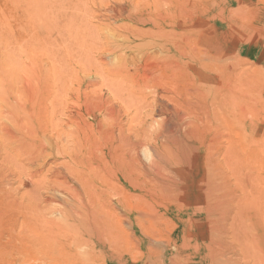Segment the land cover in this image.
Returning <instances> with one entry per match:
<instances>
[{
	"label": "rangeland",
	"instance_id": "1",
	"mask_svg": "<svg viewBox=\"0 0 264 264\" xmlns=\"http://www.w3.org/2000/svg\"><path fill=\"white\" fill-rule=\"evenodd\" d=\"M31 7L28 0L0 2L6 23V37L1 40L5 65L0 76L5 90L33 87L38 82L44 85L36 74L33 78L38 62L45 59L34 56L29 43L26 14ZM51 10L50 98L27 104V113L26 104L19 111L21 102L0 101V146L5 147L4 153L0 149V176L6 188L0 198L7 199H0L5 207H0V264H222L224 259L223 264H264V211L260 209L264 208V0H51ZM165 36L198 40L197 48L212 44L213 48L207 46L212 52L210 74L216 78L222 71L228 98L243 104L248 163L241 181L228 177L227 187L237 192V199L235 195L225 200L227 211L219 201L220 192L214 199L208 196L211 183L202 168L197 171L193 164L188 171L184 165L159 162L165 165L161 167L155 161L153 138H161L169 120L181 132H203L208 118L215 116L205 129L209 141L227 140L235 128L226 123V110L218 108L217 102L197 107L194 90L202 82L189 79L183 68L174 67L170 76L163 72L157 58L159 43L149 48L145 40ZM163 89L170 93L165 103L171 110L149 117L147 106ZM137 100L142 105H136ZM150 118L155 122L150 124ZM21 120L26 127L16 126ZM119 127L131 137L132 153L143 164L130 171L128 178L124 174L115 177L110 163L103 162L107 146L99 128L116 135ZM141 129L145 138L140 137ZM80 177H86L85 181L80 182ZM60 179H67L72 188ZM26 187L37 197L26 192ZM11 201L19 208L40 204L43 221L51 224L46 237H37L36 231L34 239L29 236L32 229L23 224V214L15 204L11 207Z\"/></svg>",
	"mask_w": 264,
	"mask_h": 264
},
{
	"label": "bare ground",
	"instance_id": "2",
	"mask_svg": "<svg viewBox=\"0 0 264 264\" xmlns=\"http://www.w3.org/2000/svg\"><path fill=\"white\" fill-rule=\"evenodd\" d=\"M29 2H32V7L31 10L26 14L27 16V26L28 28H30V32H29V40H30V46L33 50V54L34 56H39L44 58L45 61L43 62H38V66L36 67V70L34 71V76L33 78L35 79V74L37 75V79H39V81L42 79L43 84H38L34 85L33 87L30 86L28 88H10L9 90H5L6 88L0 86V101H9V98L14 99L15 100V104L16 101L19 103L21 102L20 106H17L19 108H17L19 111L23 110L22 104L23 106L26 104H32V103H36V102H42V101H46L50 98L51 93H52V88H51V67H50V56H51V50H52V10H51V0H28ZM0 2H2V0H0ZM2 20H4L1 17L0 14V76L2 75V70H3V65H5V58L2 56L3 55V50L1 49V40L5 39V31H6V23L2 22ZM181 37L180 38H172V36H165V37H154L151 38V40H145V44L148 43L149 44V48L156 46L157 43L158 44V51L159 54L157 56L160 57L161 61H162V70L163 72L170 76L172 75L176 69H174V67H179V68H183V73L192 81H194L195 83H197V81H199L202 84V87L200 86V88H196L194 90V95H196L197 98V107H199V104L206 106L210 103L213 104L215 102H217V104L219 105L218 108L221 109H225L226 110V115H224L225 121L226 123H230L232 125H235V128L233 130V132H231V136L229 138H227V140H221L220 138L215 139L214 141H209V138L206 136V130L205 129H209V126L212 125L213 121L212 117L215 116H211L208 118L207 122L205 123V125L203 126V132L195 129V131L193 130H188L186 132H181L179 130V128L177 127V125L175 123H172L170 120L168 122H170V125H168V127L164 130L161 138L157 139V138H153V141L155 142V145L153 146L154 150H155V155H156V163L157 165L159 164V162L164 163L165 165H173V166H186L187 170H189V168L193 167V164H195L196 170L198 171V169H203L205 171V176L207 177V180L211 183V188L210 191L208 193V196L213 195V199L215 198V196L218 195L219 201L223 202L222 206H223V210L227 211L226 207H225V200H228L227 198L231 197V196H235L237 194V192L235 190H232V188H228L227 187V181L229 180V175L233 176L237 181H241L244 175V171H245V167L248 163L247 158L245 156L246 151H245V133H244V115H243V104L241 103V101H237V102H232L228 96L227 93H225L224 91V74L222 71L217 72L216 74V78L215 76L213 77L210 72H211V68H210V64H211V60H212V52L210 51V49L207 47L209 46L210 48H213V45L210 43H206V46L197 48V44L198 40H194L191 38H186L183 39L181 41ZM162 41V42H161ZM223 47V46H222ZM216 50H218L216 48ZM114 55V54H112ZM38 58V59H39ZM2 61V64H1ZM161 70V69H160ZM198 82V84H200ZM213 83V84H211ZM196 84V85H198ZM199 86V85H198ZM197 86V87H198ZM114 91V87L112 85L111 87V92ZM214 93L218 94L217 96L214 95ZM170 97V93L168 90L163 89L162 93L160 95H158V92H156L154 94L153 100L152 102L149 104V106H147V110H148V114L149 117H153V114H165L168 113L171 109L168 106V103H165V99L167 100V98ZM199 99V102H198ZM147 101V98H146ZM13 103V101H10ZM9 102V103H10ZM17 103V104H18ZM16 104V105H17ZM15 105V106H16ZM19 105V104H18ZM136 105L140 106L142 105L141 102H139L137 100ZM10 107V106H9ZM28 107V106H27ZM14 108V107H13ZM22 108V109H20ZM26 108V107H25ZM37 108V107H36ZM12 109V108H10ZM16 109V107H15ZM26 113L29 111V107L26 108ZM13 110H11L10 113H12ZM208 113H210V109L207 108ZM14 113H18V112H14ZM13 113V114H14ZM26 113L22 114L23 116L26 115ZM11 114V115H13ZM41 115V114H40ZM17 116L14 114V118H16ZM22 117V116H21ZM20 117V118H21ZM13 118V120H14ZM23 118V117H22ZM18 120V118L16 119ZM12 122V121H11ZM150 124H152L153 122H155L152 118L149 119ZM22 120L18 121V123H16L18 127L23 126L26 127V121H24V123L21 125ZM13 124V123H12ZM21 125V126H20ZM14 127V124L12 126V128ZM6 131V127H4ZM11 128V129H12ZM16 128V127H15ZM22 128V127H21ZM84 128V127H83ZM82 128V129H83ZM2 128H0L1 130ZM104 128H99V134H103V136L106 138V146H107V152L105 155V158L103 159V162L105 163V161L110 163V170H112V173L115 177L118 176L119 177H124L123 174L127 175V178L129 177V173L130 171L132 172L133 169L135 171V169H139V167L137 166H141L143 164H141V162H139V160L136 159V157L133 155L132 153V146H133V142L131 140V137L125 133L124 129L122 127H119V130L117 132L116 135H113V132H111L110 134L104 129ZM3 130V129H2ZM8 130V129H7ZM21 130V129H20ZM80 130V128H79ZM86 130V129H85ZM3 131V132H4ZM84 131V130H83ZM7 132V131H6ZM78 132V131H77ZM5 133V132H4ZM12 133V132H11ZM11 133H8L9 135ZM84 133V132H82ZM7 134V133H5ZM15 134V133H14ZM11 137L14 135H10ZM79 136V135H78ZM77 136V137H78ZM86 136V135H84ZM146 133L143 129H141V133H140V137L141 138H145ZM16 137V135H15ZM74 138V136H73ZM76 138V137H75ZM80 139V138H79ZM82 139V138H81ZM84 140V139H82ZM81 140V141H82ZM77 141V140H76ZM87 141V140H86ZM80 142V141H79ZM84 146V145H83ZM1 147V146H0ZM5 147H1V151L3 152ZM80 148V147H79ZM17 151V150H16ZM6 152V151H5ZM4 153V152H3ZM104 153V152H103ZM8 155V154H7ZM5 155V156H7ZM1 156V155H0ZM4 156H2L3 158ZM8 157V156H7ZM1 158V159H2ZM6 160V158H4ZM3 160V159H2ZM4 160V161H5ZM65 160V159H64ZM63 160V163H65V160ZM106 162V163H107ZM61 163V162H60ZM68 163V161L66 162ZM108 163V164H109ZM141 164V165H140ZM164 164H162L163 166H165ZM155 165V163L153 164ZM161 165V163L159 164V166ZM161 165V167H163ZM58 166V164H57ZM145 166V165H144ZM143 167V166H141ZM140 167V168H141ZM155 166H153L154 168ZM145 168V167H144ZM143 168V169H144ZM60 169V168H59ZM56 169V170H59ZM109 169V168H108ZM157 169V166L156 168ZM159 169V168H158ZM168 169V168H167ZM170 169V168H169ZM37 170V169H36ZM35 170V172H36ZM62 170V169H60ZM67 170V169H66ZM146 170V168H145ZM154 170V169H153ZM109 171V170H108ZM133 171V172H134ZM138 170H136L137 172ZM143 171V170H142ZM150 171V170H149ZM148 171V172H149ZM34 172V173H35ZM56 173V171H54ZM61 172V171H60ZM67 172V171H66ZM144 173H147V171H143ZM156 172V171H155ZM159 172V170H158ZM37 173V172H36ZM35 173V174H36ZM40 173V172H38ZM65 173V171H64ZM121 173V176H120ZM139 173V171H138ZM137 173V174H138ZM142 173V172H141ZM140 173V174H141ZM151 173V171H150ZM149 173V174H150ZM153 173V171H152ZM182 173V172H180ZM17 174V173H16ZM15 174V175H16ZM33 174V172H32ZM32 174L31 177H32ZM60 174V173H57ZM68 173H66L67 175ZM134 174V173H133ZM136 174V175H137ZM140 174L138 175L140 177ZM148 174V173H147ZM157 174V172H156ZM159 174V173H158ZM155 175V177L158 176ZM170 174V172H169ZM172 174V173H171ZM170 174V175H171ZM13 175V174H12ZM20 175V174H19ZM64 175L61 172V176ZM70 175V174H68ZM86 175V174H85ZM85 175H81V176H85ZM131 175V173H130ZM146 175V174H145ZM173 175V174H172ZM176 175V174H175ZM251 175V174H250ZM255 175V174H254ZM11 177V174L9 175ZM38 174H36V178H37ZM151 176V175H150ZM249 176V175H248ZM7 177V176H5ZM19 177V176H18ZM54 177V176H53ZM65 177V175L63 176ZM79 177V176H78ZM136 177V176H135ZM133 176V179H137V177L135 178ZM154 177V178H155ZM161 177V176H160ZM180 177V176H179ZM253 177V176H252ZM257 177V176H256ZM3 175L0 176V194L6 193L4 192L3 188ZM9 178V177H7ZM6 178V179H7ZM13 178V177H12ZM15 178V177H14ZM33 177V179H36ZM60 175H58V177L56 179H59ZM86 178V177H85ZM85 178L83 177V179L80 177L78 180L80 182L85 181ZM151 178L153 179V177L151 176ZM158 178V177H157ZM157 178H155L157 180ZM22 178H18V180ZM31 179V178H29ZM33 179H31L33 181ZM39 178H37L38 180ZM120 179V178H119ZM142 179H144V177H142ZM151 179V180H152ZM153 179V180H155ZM173 179V178H171ZM170 179V180H171ZM175 179V178H174ZM255 179V178H254ZM9 180V179H7ZM28 180V179H27ZM30 180V181H31ZM125 180V178H124ZM132 180V179H131ZM146 181L148 180L147 178L145 179ZM179 180V179H178ZM6 181V180H5ZM12 181V180H11ZM24 181V179H23ZM39 181H41L39 179ZM145 181V182H146ZM162 180L160 179V182ZM174 181V180H172ZM171 181V182H172ZM191 181V180H190ZM189 181V182H190ZM29 182V180H28ZM35 182V181H34ZM61 184L63 185H67L68 181L67 179H60ZM126 182V181H125ZM129 182V181H128ZM136 182V181H135ZM143 181H141L140 183H142ZM152 182V181H151ZM150 182V183H151ZM158 182V183H160ZM177 182V181H176ZM257 182V181H256ZM8 183V182H5ZM9 183H11L9 181ZM38 183V182H37ZM87 183V181H86ZM139 183V185H140ZM148 183V182H147ZM201 183V182H200ZM204 183V182H203ZM207 183V182H206ZM209 183V185H210ZM24 184V183H23ZM22 184V185H23ZM32 184V183H31ZM70 184L71 188L72 185ZM130 184V183H129ZM132 184V183H131ZM144 184V183H143ZM162 184V183H161ZM172 184V183H171ZM182 184V183H181ZM180 184V185H181ZM198 185V183H196ZM28 185V183H27ZM25 185V186H27ZM127 185V184H126ZM148 185V184H147ZM179 185V183H178ZM179 185V186H180ZM206 185V184H205ZM238 185V184H237ZM7 186V184H6ZM35 186V185H34ZM32 187L35 188V187ZM68 186V185H67ZM135 186V185H133ZM138 186V185H137ZM150 186V185H149ZM173 186V185H172ZM175 186H177V184H175ZM37 187L39 188V185L37 184ZM41 187V186H40ZM66 187V186H64ZM136 187V186H135ZM144 187V186H143ZM142 187V188H143ZM146 187V186H145ZM196 187V186H195ZM208 187V186H207ZM8 188V187H7ZM12 188V187H11ZM27 188V187H26ZM30 188V186H29ZM59 188V187H57ZM63 188V187H62ZM69 189H71L70 187H68ZM68 188L66 189L67 192L69 191ZM208 188V189H209ZM15 190V188H13ZM25 189V188H24ZM61 188H59L60 190ZM146 189V188H145ZM144 189V190H145ZM150 189V187H149ZM147 188L146 191L149 190ZM162 189V187H161ZM164 189V188H163ZM166 189V186H165ZM164 189V190H165ZM172 189V188H171ZM170 189V190H171ZM240 189H242V187H240ZM9 190V188H8ZM18 190V189H17ZM35 189H33L34 191ZM54 190V189H52ZM58 189H55L54 191H56ZM175 190V189H174ZM7 191V190H6ZM13 191V190H12ZM12 191H9L11 193H13ZM19 191V190H18ZM29 191L28 188L26 190V192ZM33 191H29L31 193V195H33ZM65 191V190H64ZM165 191H169V190H165ZM164 191V192H165ZM176 191V190H175ZM179 191V190H178ZM183 191V190H182ZM239 191V190H238ZM20 192V191H19ZM18 192V193H19ZM25 192V191H24ZM38 192V191H37ZM140 192V191H139ZM162 193H164L163 191H161ZM240 192V191H239ZM10 193V194H11ZM16 193V192H15ZM145 193V192H144ZM172 193V192H171ZM177 193V192H175ZM179 193V192H178ZM192 193V192H191ZM201 193V191L199 192ZM14 194V193H13ZM13 194H11L13 196ZM39 194V192H38ZM54 194V192H53ZM243 194V193H242ZM7 195V194H6ZM4 195V197L6 196ZM24 195V194H22ZM3 197V195H1ZM11 196V197H12ZM15 196V194H14ZM16 196L18 197V194H16ZM29 197V195H26ZM34 196V195H33ZM39 196V195H38ZM182 196V195H180ZM186 196V195H185ZM195 196V195H194ZM201 196V195H200ZM206 196V195H205ZM240 195H238L239 198ZM243 196V195H241ZM0 198L3 200V198ZM16 197V198H17ZM20 197V196H19ZM37 197V194L34 196ZM247 197V196H245ZM15 198V200H16ZM27 198V197H26ZM39 198H41V195L39 196ZM43 198V197H42ZM195 198V197H194ZM243 198V197H242ZM253 198V197H252ZM5 199V198H4ZM12 199V198H10ZM18 199V198H17ZM30 199H33L30 198ZM35 200H39L38 198H34ZM33 199V200H34ZM48 199V198H47ZM52 199V196H51ZM178 199V198H177ZM209 199V198H208ZM237 199V195L236 198ZM233 199V201L235 200ZM241 200V198H239ZM249 199V198H248ZM13 200V199H12ZM19 200H21L19 198ZM27 201L29 200L28 198L26 199ZM41 200V199H40ZM179 200V199H178ZM203 200V199H202ZM210 200V199H209ZM1 201V200H0ZM4 202L7 201L3 200ZM29 203H32L31 200H29ZM42 201V200H41ZM46 201V200H45ZM44 201V202H45ZM200 201V200H199ZM198 201V202H199ZM208 201V200H207ZM2 202V203H4ZM12 202V201H11ZM14 202V201H13ZM12 202V208H13V204H15L16 207H18V205H16L17 203H20L21 201L16 200L15 203ZM23 202V201H22ZM38 202V201H36ZM196 202V201H195ZM213 202V201H211ZM236 202V201H234ZM250 201H248L249 204ZM252 202V201H251ZM250 202V203H251ZM257 202V199H256ZM259 202V201H258ZM257 202V203H258ZM7 203V202H6ZM10 203V200H9ZM24 203V202H23ZM20 203V204H23ZM203 203V202H202ZM210 203V202H209ZM239 203V202H237ZM256 203V204H257ZM19 204V205H20ZM26 204V203H25ZM208 204V203H207ZM215 204V203H214ZM220 204V203H219ZM228 204V203H226ZM5 205V204H4ZM8 205V204H6ZM40 205V204H39ZM39 205H34V204H28L26 205L24 208H19L20 212L18 211V213L23 214L22 215V221L23 224L26 223L28 226H26L25 229H32L31 233H29V236H33L32 239H34V234L35 231L38 232L37 237L39 234H42V236H45L46 234H48V231L51 228V224L49 223L48 219L43 218V216L40 214V210L39 209ZM187 205V204H186ZM193 205V204H192ZM246 205V204H245ZM252 205V204H251ZM259 206V204H257ZM10 205H8L9 207ZM23 206V205H22ZM194 206V205H193ZM206 206V205H205ZM204 206V207H205ZM211 207H213L212 205H210ZM242 206H244L242 204ZM0 207H2V204L0 202ZM4 207V206H3ZM2 207V208H3ZM41 207V206H40ZM217 207V206H215ZM246 206H244L245 208ZM252 207V206H251ZM260 207V206H259ZM5 208V207H4ZM44 208V206H43ZM41 208L42 212H44L46 209V207L43 209ZM203 208V207H202ZM240 207L238 206L237 210ZM253 208V207H252ZM256 208V207H255ZM263 208V207H262ZM261 209V211H264ZM1 209V208H0ZM208 209V208H207ZM210 209V208H209ZM214 209V208H213ZM241 209V208H240ZM247 209V208H246ZM258 209V208H257ZM259 209V211H260ZM15 210V209H14ZM18 210V209H17ZM16 210V211H17ZM60 210V209H59ZM65 210L68 211V209H63L60 210L61 214H65ZM232 210V209H231ZM16 211H12V212H16ZM216 211V210H215ZM219 211V210H217ZM216 211V212H217ZM239 211V210H238ZM246 212V210H244ZM256 211V210H255ZM11 212V210H10ZM48 212V211H45ZM248 212V211H247ZM227 213V212H226ZM230 213V212H229ZM243 213V212H242ZM252 213V212H251ZM44 214V213H42ZM49 214V212H48ZM206 214H207V210H206ZM232 214V212H231ZM230 214V216H231ZM250 214V212H249ZM259 214H261V212H259ZM17 215V214H16ZM19 215V214H18ZM208 215V214H207ZM210 215V214H209ZM222 216H225L223 214H221ZM233 215V214H232ZM235 215V214H234ZM238 215V214H237ZM242 215V214H240ZM262 215V214H261ZM11 216V215H10ZM13 216V214H12ZM218 216V215H217ZM250 216V215H249ZM257 216L258 213H257ZM19 216H16V218L18 219ZM48 217V215H47ZM45 215V218H47ZM208 217V216H207ZM212 217V216H209ZM214 217V216H213ZM236 217V216H235ZM243 217V215H242ZM8 218V217H7ZM6 218V220H8ZM15 218V216H14ZM224 218V217H223ZM237 218V217H236ZM248 218V217H247ZM246 218V219H247ZM11 219V217H10ZM9 219V220H10ZM229 219V218H228ZM238 219V218H237ZM244 219V218H243ZM250 219H252L250 217ZM13 220V217L12 219ZM55 220V219H54ZM218 220V219H217ZM254 220V219H253ZM252 220V221H253ZM15 221H17L15 219ZM21 221V220H20ZM19 221V222H20ZM51 221V220H50ZM214 221V220H213ZM223 221V220H222ZM234 221V220H233ZM236 221V220H235ZM238 221V220H237ZM236 221V222H237ZM245 221V220H243ZM242 221V222H243ZM250 221V220H249ZM6 222V221H5ZM9 222V221H7ZM14 222V221H13ZM18 222V221H17ZM18 222V223H19ZM47 222V223H46ZM52 222V221H51ZM54 222V221H53ZM219 222V221H218ZM221 222V221H220ZM241 222V223H242ZM247 222V221H246ZM12 223V222H11ZM16 223V222H15ZM17 223V224H18ZM22 223V222H21ZM56 223V222H55ZM53 223V224H55ZM58 223V222H57ZM56 223V224H57ZM240 223V222H239ZM250 223V222H249ZM254 223V222H253ZM6 224V223H5ZM10 224V222L8 223ZM16 224V225H17ZM20 224V223H19ZM24 224V225H26ZM52 224V225H53ZM244 224V223H243ZM252 223H250L251 225ZM255 224V223H254ZM13 225V224H12ZM15 225V227H16ZM217 225V224H215ZM242 225V224H241ZM248 225V224H247ZM245 225V226H247ZM253 225V224H252ZM256 225V224H255ZM253 225V226H255ZM14 226V225H13ZM243 226V225H242ZM19 227V225L17 226ZM28 227V228H27ZM238 227V226H237ZM241 227V226H240ZM244 227V226H243ZM250 227V226H247ZM14 228V227H13ZM22 228V226H21ZM20 228V229H21ZM242 228V227H241ZM254 228V227H252ZM249 228V229H252ZM10 229V228H9ZM17 229V228H16ZM19 229V228H18ZM17 229V230H18ZM19 229V230H20ZM29 229V232H30ZM240 229V228H239ZM247 229V228H245ZM12 230V229H11ZM10 230V231H11ZM53 230V228L51 229ZM208 230V229H207ZM253 230V229H252ZM255 230V229H254ZM258 230V229H257ZM25 231V230H24ZM214 231V230H213ZM212 231V232H213ZM216 231V230H215ZM239 231V230H238ZM240 231H242L240 229ZM14 232V231H13ZM249 232V231H248ZM252 232V231H250ZM199 233V232H198ZM216 233V232H215ZM239 236H240V232ZM11 234V233H10ZM34 234V235H33ZM44 234V235H43ZM204 234V233H203ZM213 234V233H212ZM247 234V233H246ZM250 234V233H249ZM210 235V234H209ZM242 235V234H241ZM248 235V234H247ZM23 236V235H22ZM28 236V238H29ZM257 236V234H256ZM259 236V235H258ZM15 237V236H14ZM46 237V236H45ZM205 237V236H204ZM211 237V236H210ZM209 237V238H210ZM246 237V236H245ZM251 237V236H250ZM249 237V238H250ZM27 238V240H28ZM36 238V237H35ZM42 238V237H41ZM203 238V237H202ZM247 238V237H246ZM205 239V238H204ZM253 239V238H252ZM31 240V239H29ZM213 240V239H212ZM238 240H240V238H238ZM244 240V239H243ZM34 241V240H32ZM222 241V240H221ZM247 241V239H246ZM196 243V240L194 241ZM203 242V240H202ZM245 242V240H244ZM254 242V241H253ZM258 242V241H257ZM217 243V242H216ZM243 243V241H242ZM260 244V243H259ZM245 245V244H244ZM251 245V243H250ZM254 246H257V244L255 243ZM197 248V247H196ZM261 248V247H259ZM209 250V249H208ZM253 250V249H252ZM258 250V249H257ZM261 250V249H260ZM251 251V250H250ZM256 251V249H255ZM254 251V252H255ZM205 253V252H204ZM215 253V252H214ZM224 253V252H222ZM261 253V252H260ZM250 254V252L248 253V255ZM253 254V253H252ZM211 256V255H210ZM260 256V255H259ZM205 257V255H204ZM208 257V256H207ZM217 257V256H216ZM234 257V256H233ZM256 257V256H255ZM174 258V257H173ZM173 258L171 260H173ZM176 258V257H175ZM211 258V257H210ZM231 258V257H230ZM248 258V257H247ZM261 258V257H260ZM217 259V258H216ZM232 259V258H231ZM156 260V259H155ZM170 260V261H171ZM218 260V259H217ZM225 260V259H224ZM224 260H220L224 262ZM146 261V260H145ZM175 261V260H174ZM236 261V259H235ZM176 262V261H175ZM219 262V260H218ZM222 262V264H223ZM241 262V261H240ZM170 263V262H169ZM235 263V262H234ZM233 263V264H234ZM237 263V262H236ZM174 264V263H173ZM226 264V262H225ZM228 264V263H227ZM246 264V263H245ZM256 264V263H255Z\"/></svg>",
	"mask_w": 264,
	"mask_h": 264
}]
</instances>
